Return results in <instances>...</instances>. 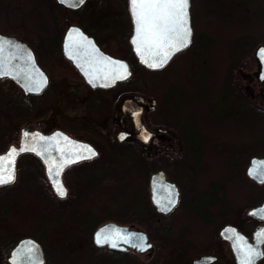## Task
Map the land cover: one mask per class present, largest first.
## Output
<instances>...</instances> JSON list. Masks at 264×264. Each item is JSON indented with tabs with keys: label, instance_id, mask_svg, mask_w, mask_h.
I'll list each match as a JSON object with an SVG mask.
<instances>
[{
	"label": "flooded vegetation",
	"instance_id": "flooded-vegetation-1",
	"mask_svg": "<svg viewBox=\"0 0 264 264\" xmlns=\"http://www.w3.org/2000/svg\"><path fill=\"white\" fill-rule=\"evenodd\" d=\"M54 1L51 10L45 4L39 6L32 38L11 34L24 41L18 47L11 46L19 56L18 67L22 72L17 78L0 76V79L13 81L21 92L22 101L17 104L19 117H24L22 113L25 109H31L25 112H29L28 118L22 120L14 142L2 150L4 152L12 145L19 149L24 145L36 147V152H19L15 171L17 178L19 171H27L29 163L26 160L33 158L38 167L36 171L45 172L46 181L41 179L42 182L51 187L58 201L66 202L65 212L68 209L69 220H73L76 215L71 213L80 205L85 207V203L99 202V172L110 168L109 156L123 157L121 159L126 161L125 171L142 172L140 180L123 183H127L130 189L136 188L134 196L143 203H149V206L152 203L156 209L153 212L146 207L139 209L140 213L150 215L153 212L156 216L170 218L183 209L181 219L195 221L197 228L191 230L192 241L199 249L196 248L197 252L191 256L193 263L201 256L215 255L217 258L207 264H223L226 259L239 264L236 252H242L247 260L245 264L251 261L264 264V241L258 239V234L264 232V132L256 131L258 123L264 121V57L257 56V50L264 47V42L256 47L252 57L255 68L241 69L243 80L237 87L240 94L238 111L230 114L227 101L223 110H218L219 106L214 105L215 94L206 101V110L199 111L197 91L194 89L190 93L187 88L179 91L174 81L181 71L173 72L176 69L173 62L180 55L194 63L196 52L188 51L194 48L196 42V13L192 4L191 44L175 54L163 68L150 69L139 62L130 40L134 22L129 5L126 14L118 15L119 18L125 17V21L112 18L104 25L99 23L98 9H92L94 5L88 3L90 0L78 7ZM28 58L35 61L36 69L31 68L32 62H28ZM47 59L54 63V67L46 64ZM109 61L126 65L127 78L113 80L116 66ZM26 66L29 76L23 72ZM142 73H147L149 78H160L158 82L150 79L145 88H140L135 81ZM79 86L84 87L88 94L82 98L83 109L78 111L80 106L72 105V109L77 107L72 113L69 111L71 103L68 94H72V90L77 91L75 89ZM232 91L228 88V93L232 94ZM56 92H64V95L57 99ZM44 96H50L46 104L36 102V99ZM200 103L204 104L205 99L201 98ZM238 116L241 128L236 125L232 128V121ZM88 148L96 153L91 159L66 163L75 155H86ZM254 158L258 159L252 164ZM23 164H26L25 168ZM61 165L64 167L61 168ZM253 169H256L255 176L250 174ZM82 171L96 175L86 177V180L74 179L73 174L78 176V172ZM158 171L164 172L166 179L174 182L178 188V202L170 210L160 209L152 198L151 175ZM200 178L203 185L199 183ZM185 179L189 183L192 181L198 191H194L191 205L182 207L187 193ZM33 181L40 183L38 179ZM56 181L63 185L66 191L64 197L57 194ZM14 183L2 185L0 189ZM164 187L160 196L168 203L176 190L172 186V189L170 186ZM50 196L53 199L52 193ZM91 217H85L86 227L77 231L85 235L82 230H86L87 234L92 230L90 248L95 251L93 257L98 264H126L128 257L136 260L135 264H146L161 248L151 238L152 228L146 221L122 222L112 218L108 220L146 231L154 246L142 251L134 247L120 250L96 244L93 241L94 233L99 225L108 220L96 224V220L95 223L88 221ZM168 221L163 225H168ZM186 226L183 225L182 230L187 232L191 227ZM25 236L40 241L34 233L22 235L18 240ZM42 245L46 259L43 264H57L50 259L45 244ZM249 248L254 254L246 258ZM8 254L6 260L10 264Z\"/></svg>",
	"mask_w": 264,
	"mask_h": 264
},
{
	"label": "rangeland",
	"instance_id": "rangeland-1",
	"mask_svg": "<svg viewBox=\"0 0 264 264\" xmlns=\"http://www.w3.org/2000/svg\"><path fill=\"white\" fill-rule=\"evenodd\" d=\"M195 2L197 5L193 4V8L196 13L194 24L196 42H194V48L188 50L196 52L194 63L181 58L184 55L174 60L173 67L176 69L173 72L181 71L174 85L181 92L187 89H190V93L194 89L197 91L199 111L206 110L208 107L206 101L215 94L214 105L219 106L218 110H223L224 103L227 101L230 105L228 110L234 115L240 105V94L237 92V87L243 80L241 69L246 71L255 68L252 57L256 47L264 42V0H195ZM54 3V0H0V32L32 38L40 10L39 6L45 4L51 10L53 8L51 4ZM88 3L94 5L93 10L98 9L99 23L106 25L108 20L113 19L125 21V17L119 18L118 15L126 14L128 0H90ZM245 58H250V60L245 61ZM46 62L49 67L51 65L54 67V63L49 59ZM170 75L173 76V73L170 72ZM159 78V76L149 78L147 73H142L135 83L138 87L145 88L150 79L158 82ZM184 88L187 89L184 90ZM228 88L233 90L232 94L228 93ZM75 90L77 91L72 90V94H68L69 103H71L69 111L72 113L77 110V107L72 109V105L80 106L78 111L83 109L82 100L84 99L82 98L88 94L82 86L76 87ZM20 93L13 81L0 79V147L14 142L22 120L28 118L29 112L28 114L25 112L30 108L23 111V118L19 117L17 104L22 101ZM76 94L77 98L74 97ZM55 95V98L59 99L64 92H56ZM201 98L205 99L204 104L200 103ZM49 99L50 96H44L39 100L36 99V102L46 104ZM239 119L240 116L233 122L241 128ZM252 120L256 122L255 119ZM258 124L256 131L264 132V121ZM119 157L109 156L110 168L106 167V170L99 172V184H101L98 188L99 202L95 204L88 202L85 203L87 208L80 205L79 209L73 210L71 215H76L73 217L75 220H69L70 212L68 209L65 212L64 207L66 202L58 201L59 198L54 195L51 187L42 182L41 179L46 181L45 172L36 171L38 167L33 158L26 160L29 163L27 171H19L17 182L10 187L0 189V255L5 246L8 247L9 244L13 246L22 235L34 233L45 244L51 256L50 259L57 264H98L93 257L95 251H91L93 248H90L92 230L88 234L86 230H82L85 235L77 231L78 228L86 227L85 217L94 216L88 221L93 220L94 223L98 221L96 223L98 224L112 218L120 219L122 222L143 223L146 221L150 224L153 236L151 238L160 244L161 248L146 264H194L191 256L199 249L192 241L193 232L191 230L197 228L195 221L182 220L181 211L183 209L178 213L175 212L170 218L169 216L168 218L156 216L153 214L156 209L152 203L150 206L149 203H143L134 196L135 192H131L130 187L129 192L125 193L127 186L123 184V181L117 183L109 181L108 179L113 175H121L125 171L126 161L121 159L123 157ZM23 165L25 168L26 164ZM78 174V176L73 174L74 179L86 180V177L94 176L95 173L82 171ZM173 174L177 173L173 172ZM33 179H38L40 183ZM199 181L201 184L203 180L200 178ZM184 183L187 189L185 194L187 200H183L182 207L191 205V200L195 197L194 191H198L192 181L189 183L185 179ZM115 186L118 187V192L115 191L118 190ZM50 193L54 196L53 199ZM146 207L153 211L150 215L139 212V209L144 210ZM55 212L57 213L54 214ZM176 213L177 216H175ZM167 221L168 225H163ZM183 225L185 227L188 225L191 229L186 232L182 230ZM144 258L145 256L142 259ZM125 260L126 264H135L136 261L132 257ZM224 261L223 264H234L230 259ZM0 264H7L5 257L0 256Z\"/></svg>",
	"mask_w": 264,
	"mask_h": 264
},
{
	"label": "snow or ice",
	"instance_id": "snow-or-ice-1",
	"mask_svg": "<svg viewBox=\"0 0 264 264\" xmlns=\"http://www.w3.org/2000/svg\"><path fill=\"white\" fill-rule=\"evenodd\" d=\"M130 8L136 23V37L133 40V44L136 46L137 53H141L143 62L148 64L149 67H163L175 52L186 48L190 43L191 29L188 22V0H130ZM5 43L8 42H0V54L4 51ZM145 46L150 50L155 49L153 54L158 56L159 59L153 60L151 63H149L147 59H144L142 49ZM259 55L264 57V49L260 50ZM109 63L116 66L114 69L115 74L112 77L113 80L127 78L129 73L127 72L126 65L117 61H109ZM3 66L2 55H0V68H3ZM24 135L25 137L28 136L27 133ZM40 139L43 140L44 138L40 137ZM21 151L36 152L37 149L34 146L28 147L27 145L22 146L19 150L12 148L6 157H0V161L11 160L14 164V157ZM86 151V155L83 153L75 155L70 160L66 161V163H75L79 159H91L96 155L90 148ZM37 154L41 153L37 152ZM62 167H64V165H61V168ZM250 174L255 176L256 169H253ZM57 175H59V173H57ZM14 179V172H9L7 176L0 175V184L11 183ZM54 186L59 196L64 197L66 195V191L62 184L56 181L54 182ZM157 203H159V201H157ZM170 203L174 204V201H170ZM117 235H119V233H117ZM258 239L264 241V232L258 234ZM96 242L98 244L110 243V246L113 248L119 246L111 237L102 236L101 234H97ZM124 243H129V240L125 238ZM132 246L140 250H144L145 248L144 244H133ZM252 254H254V252L249 248L246 253V258Z\"/></svg>",
	"mask_w": 264,
	"mask_h": 264
},
{
	"label": "water",
	"instance_id": "water-1",
	"mask_svg": "<svg viewBox=\"0 0 264 264\" xmlns=\"http://www.w3.org/2000/svg\"><path fill=\"white\" fill-rule=\"evenodd\" d=\"M57 1L59 3L65 4V5H68L71 7H78V6H80L86 2V0H82V2H81V0H57ZM128 5H129V11L131 12V15L133 17V22H134V31H133V35L131 36L130 40H131L133 49L136 53V56H137L139 62L141 64L145 65L146 67H148L150 69H160V68L149 67L148 64H145L143 62V60L141 59V53H137L136 46L133 44V40L136 37V23H135L133 13H132L131 8H130V0H128ZM187 11H188L189 27L191 29L190 43L188 44V46H189L191 44L192 35H193L192 21L190 19L191 18V0H188ZM4 41H6L8 43L4 44V51L2 54H0V55H2L3 65H4L3 68H0V76H2V75H8L9 76L10 75V76H14L15 78H17L19 73L22 71L18 67L19 56L16 54L15 50H13L11 48V46L17 45V47H18L20 45H23L24 41L19 39L15 35H11V34L6 35V33L0 32V42H4ZM183 49H185V48H183ZM183 49H181V50H183ZM261 49H264V47L263 48L261 47L257 50V56H260L259 52ZM154 51H155V49L150 50L146 46L143 47V49H142L143 57H144V59H147L149 61V63L153 62V60L159 59L158 56H155L153 54ZM180 51H178V52H180ZM178 52H175V54H177ZM175 54H173L171 56V58L168 60V62L164 66H166L170 62V60L175 56ZM31 60H32L31 58L27 59L28 62H30ZM31 62H32L31 68L36 69L35 68L36 64H34L35 61H31ZM163 67H161V68H163ZM26 68H27V66L23 70L24 73L26 72V70H25ZM26 73L28 75V69H27ZM92 82H93V84H95V82L93 80H91V83ZM12 148H16L17 150H19V148L16 145H12L6 151L0 152V157H6ZM18 155H16L14 157V164L12 163L11 160L0 161V175L7 176L9 174V172H14V177H16L15 171H16V161H17ZM257 159L258 158H254L252 164H254ZM151 176H152L151 177V182H152L151 186H152V193H153L152 198H153L154 203L162 210H167V209L170 210V208H172L178 202V188H177L176 184L174 182L167 180L165 173L162 171L155 172ZM13 182H14V180H13ZM0 185H2V184H0ZM164 186H170L171 189L173 187L176 190L175 196L171 200V201H174V204L170 203V202L165 203L162 200V197L160 195H162V190L165 189ZM157 201H159V203H157ZM117 233H119V235H117ZM97 234H101L102 236H108V237H111L112 240H115L119 245L118 247H115V249L116 248H118L120 250L121 249H127L129 247H133L132 246L133 244H144L145 248L142 251H145V250L151 249L154 246L153 242L149 239V236H148L146 231L141 230V228L140 229L131 228L128 224H121V223H118V222L113 221V220L102 223L96 229V231L94 233V240H93V241H95L96 244H98L96 242ZM125 238H127L129 240V243H124ZM141 238H143V239H141ZM99 245L110 246V243L99 244ZM134 248L140 250L137 247H134ZM236 253H237L238 263L239 264H245V262L247 260L243 257V253L242 252H241V254L238 252H236ZM216 258L217 257H215V255L214 256L204 255V256H201L199 258L194 259V264H207L211 261H214ZM7 259L10 262V264H43V263H45V260H46L45 259V251H44V248H43L41 242L32 236H25V237L21 238L17 242V244H14V246L10 250V253L8 254ZM253 262H255V261H251L250 264H254ZM246 264H249V263H246Z\"/></svg>",
	"mask_w": 264,
	"mask_h": 264
},
{
	"label": "trees",
	"instance_id": "trees-1",
	"mask_svg": "<svg viewBox=\"0 0 264 264\" xmlns=\"http://www.w3.org/2000/svg\"><path fill=\"white\" fill-rule=\"evenodd\" d=\"M193 1V0H192ZM194 4V6H195V4H196V2H195V0L192 2V5ZM197 5V4H196ZM242 60H243V58H242ZM237 76V75H236ZM237 79V78H236ZM12 105V104H11ZM13 106V105H12ZM14 107V106H13ZM232 124H233V126H232V128H234L235 127V123L232 121ZM7 146V145H6ZM6 146H4V147H6ZM3 146H1L0 147V152H2V150H3V148H4ZM141 176H142V172H137V171H135V170H128V171H125L123 174H121V175H113L110 179H108L109 181L110 180H112V181H116V180H119V181H137V180H140V178H141ZM17 180H18V178H17ZM17 180H16V182H17ZM112 183V182H111ZM103 184H105V183H103ZM123 184H125V186H127V184L126 183H123ZM128 185H130L129 183H128ZM9 187L11 186V185H8ZM122 186V185H121ZM117 187V186H116ZM128 187V186H127ZM127 187H126V189H127ZM118 188V187H117ZM129 188V187H128ZM122 189V188H121ZM135 190H136V188L135 189H133V188H131V192H135ZM128 193V192H127ZM153 237V236H152ZM11 247H12V244H9V246L7 247V246H5V249H4V251H3V253L0 255L2 258H4L5 257V261H6V263L8 264V262H7V260H6V256H7V254L9 253V251H10V249H11ZM8 248H9V250H8ZM50 255V254H49Z\"/></svg>",
	"mask_w": 264,
	"mask_h": 264
}]
</instances>
